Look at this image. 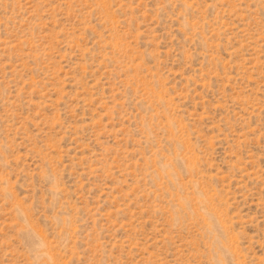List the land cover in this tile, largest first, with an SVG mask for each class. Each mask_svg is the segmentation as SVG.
I'll use <instances>...</instances> for the list:
<instances>
[{"label":"rangeland","instance_id":"rangeland-1","mask_svg":"<svg viewBox=\"0 0 264 264\" xmlns=\"http://www.w3.org/2000/svg\"><path fill=\"white\" fill-rule=\"evenodd\" d=\"M0 264H264V0H0Z\"/></svg>","mask_w":264,"mask_h":264}]
</instances>
